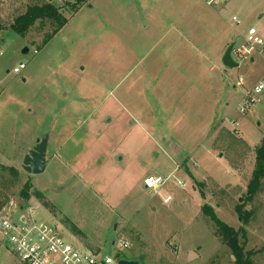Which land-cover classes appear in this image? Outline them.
Here are the masks:
<instances>
[{
	"label": "rangeland",
	"instance_id": "1",
	"mask_svg": "<svg viewBox=\"0 0 264 264\" xmlns=\"http://www.w3.org/2000/svg\"><path fill=\"white\" fill-rule=\"evenodd\" d=\"M47 3L0 0V218L33 217L116 263L235 264L205 207L264 264V190L246 199L264 105L240 112L253 86L240 78L264 74V53L222 64L251 27L264 41V0H51L67 24L46 44L47 21L9 32ZM46 137L45 171L28 175ZM146 177L169 180L156 195ZM0 264L21 263L0 243Z\"/></svg>",
	"mask_w": 264,
	"mask_h": 264
},
{
	"label": "built area",
	"instance_id": "2",
	"mask_svg": "<svg viewBox=\"0 0 264 264\" xmlns=\"http://www.w3.org/2000/svg\"><path fill=\"white\" fill-rule=\"evenodd\" d=\"M205 1L210 6L215 0ZM233 21L238 24L236 18H233ZM242 39L243 43L239 47L233 46L231 50L238 65L264 53V41L255 28L248 29ZM1 54L0 52V56ZM24 69L25 64L19 63L12 73L17 75ZM258 104L264 105V75L244 95L240 112H248ZM168 180L146 177L142 185L146 191L157 195ZM178 185L183 186L181 182ZM170 201V196L163 199L164 203ZM0 243L9 249L21 264H117L112 255H102L98 251L70 243L53 226L38 222L30 216L1 217Z\"/></svg>",
	"mask_w": 264,
	"mask_h": 264
},
{
	"label": "trees",
	"instance_id": "3",
	"mask_svg": "<svg viewBox=\"0 0 264 264\" xmlns=\"http://www.w3.org/2000/svg\"><path fill=\"white\" fill-rule=\"evenodd\" d=\"M50 22L54 25V30L50 35H47L42 44H46L58 31H60L66 24L67 20L61 15L59 10L54 7L51 3H47L41 6H30L26 11L16 17L12 24L9 27V32L24 38L29 30L37 22ZM264 190V138L261 141V144L255 149V164L254 169L251 174V178L248 182L246 188V199L252 201L257 195L261 194ZM24 193H22L23 195ZM32 196L40 201L42 206L51 214H55V208L49 203L43 201V196L37 192L33 191ZM30 195L25 194L22 196L23 200H29ZM205 207H203L202 213L209 216L213 224L216 226L218 232L224 237L227 245L231 249L235 257V264H253L249 256L244 255L239 243H238V232H235L233 229L227 227L224 223L219 221L212 213L205 212ZM242 210H237V215L239 220L242 219ZM72 232L76 233L75 227L71 226ZM240 233L244 237V231L241 230Z\"/></svg>",
	"mask_w": 264,
	"mask_h": 264
},
{
	"label": "water",
	"instance_id": "4",
	"mask_svg": "<svg viewBox=\"0 0 264 264\" xmlns=\"http://www.w3.org/2000/svg\"><path fill=\"white\" fill-rule=\"evenodd\" d=\"M49 3L51 0H48ZM231 50L232 47H229L225 54L222 57V64L226 68H237L238 64L235 63L231 58ZM29 51L27 48H24L22 50V54L26 55ZM48 138H44L41 140L40 143L39 140L36 141L37 146L29 152V154L25 157L23 164H22V170L27 173L28 175H40L45 171V154H46V146H47ZM191 257H193V254H191ZM117 264H140L139 261H126V260H119L117 261Z\"/></svg>",
	"mask_w": 264,
	"mask_h": 264
},
{
	"label": "crops",
	"instance_id": "5",
	"mask_svg": "<svg viewBox=\"0 0 264 264\" xmlns=\"http://www.w3.org/2000/svg\"><path fill=\"white\" fill-rule=\"evenodd\" d=\"M252 28V27H251ZM262 37V36H261ZM262 39H263V37H262ZM263 54V53H262ZM262 54H260V55H255L249 62H247L246 64H248V63H251V65H254L255 64V58H256V56L257 57H260V56H262ZM236 69H239V65H238V67L236 68ZM264 74H260V75H258V76H255L254 78H251V80H249L248 79V76H249V78H250V73H248L247 75H246V77L245 78H240V80L241 81H245V82H248L249 84H255L262 76H263ZM164 100L166 101V98H165V96H160L159 95V103H160V105H165V104H163V102H164ZM47 143H48V141H47ZM47 150V149H46ZM46 156V155H45ZM45 168H46V160H45Z\"/></svg>",
	"mask_w": 264,
	"mask_h": 264
},
{
	"label": "flooded vegetation",
	"instance_id": "6",
	"mask_svg": "<svg viewBox=\"0 0 264 264\" xmlns=\"http://www.w3.org/2000/svg\"><path fill=\"white\" fill-rule=\"evenodd\" d=\"M40 142H41V140H39L38 143H40ZM36 146H37V143L35 142V146L32 148V150H33ZM46 147H47V146H46ZM32 150H31V151H32ZM29 152H30V151H29ZM28 154H29V153H28ZM45 155H46V154H45ZM26 156H27V155H26ZM26 156H25V157H26Z\"/></svg>",
	"mask_w": 264,
	"mask_h": 264
}]
</instances>
